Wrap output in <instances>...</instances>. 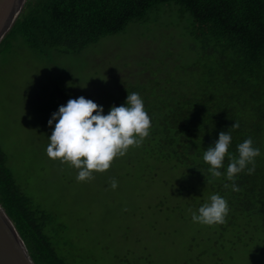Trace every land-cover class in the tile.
<instances>
[{
    "label": "trees",
    "instance_id": "obj_1",
    "mask_svg": "<svg viewBox=\"0 0 264 264\" xmlns=\"http://www.w3.org/2000/svg\"><path fill=\"white\" fill-rule=\"evenodd\" d=\"M141 22L148 23L149 31H158L140 38L155 48L148 52L144 45L138 69L131 73L137 78L114 97L120 106L128 93L138 92L151 118L138 158L167 164L189 178L176 186V192L191 193L194 212L203 204L198 201L212 194L226 198L230 208L226 225L209 226L216 227L213 241L220 243L231 227L234 232L227 238H236L233 249L246 236L250 239L243 244L246 253L260 261L245 264H264V0H26L1 41L0 52L12 50L13 43L22 39L30 50L78 55L103 36ZM129 60L136 64L131 57L123 64L128 66ZM115 64L122 66L110 60V72ZM99 70L93 71L98 75ZM74 71L66 68L62 74L71 85L79 83ZM235 122L239 127L231 128ZM221 131L231 132L229 151L235 156H239L237 145L249 137L261 151L255 172L245 169L238 175L239 191H233V181L227 180V157L220 178L211 175L203 159ZM0 203L35 264H72L70 254L58 250L54 241L66 233L67 225L24 192L1 145Z\"/></svg>",
    "mask_w": 264,
    "mask_h": 264
},
{
    "label": "rangeland",
    "instance_id": "obj_2",
    "mask_svg": "<svg viewBox=\"0 0 264 264\" xmlns=\"http://www.w3.org/2000/svg\"><path fill=\"white\" fill-rule=\"evenodd\" d=\"M148 28L147 22L135 28L129 24L78 55L30 50L22 39L13 43L12 50H2L0 145L8 154V166L24 192L67 225L66 233L54 241L58 250L70 254L72 264L259 263L257 256L246 253L243 244L249 243L248 237L243 236L233 249L231 243L236 238H227L234 232L231 227L227 237L215 244L211 236L216 227L192 220L196 209L191 193L176 192L179 183L190 179L167 164L138 158L142 144L130 146L108 170L94 171L93 178L85 181L77 180L78 170L70 163L47 154L48 136L54 128L48 121L61 105L84 96L98 105L104 101L106 111L111 107L105 105L116 104L118 90L134 83L137 76L131 73L138 69L144 45L148 52L155 48L147 38L146 43L140 39L158 33ZM129 57L135 58L136 64L129 60L125 66ZM110 60L122 66L115 68V64L110 72ZM66 68L75 70L77 85L62 76ZM94 69H100L98 75ZM113 180L116 188L111 187Z\"/></svg>",
    "mask_w": 264,
    "mask_h": 264
},
{
    "label": "clouds",
    "instance_id": "obj_3",
    "mask_svg": "<svg viewBox=\"0 0 264 264\" xmlns=\"http://www.w3.org/2000/svg\"><path fill=\"white\" fill-rule=\"evenodd\" d=\"M48 124H54L48 136V156L70 163L78 170L77 180L85 181L93 178L94 171L108 170L114 159L124 156L130 146H140L149 136L152 121L140 94L132 92L128 93L125 104L111 106L107 114L103 105L84 96L69 99L66 105H61L52 114ZM238 127L239 123L235 122L231 128ZM231 142V132L221 131L214 145L204 151L203 159L210 165L211 175L220 178L225 175L221 169L227 157V180L233 181V191H239L235 183L238 175L245 169L249 174L255 172L256 158L261 155V151L249 137L237 145V157L229 151ZM117 186L113 180L111 187ZM225 187L229 185L225 184ZM229 212L226 198L218 193L212 194L207 202L192 213V220L209 226L224 224Z\"/></svg>",
    "mask_w": 264,
    "mask_h": 264
},
{
    "label": "water",
    "instance_id": "obj_4",
    "mask_svg": "<svg viewBox=\"0 0 264 264\" xmlns=\"http://www.w3.org/2000/svg\"><path fill=\"white\" fill-rule=\"evenodd\" d=\"M26 0H0V43L11 30ZM0 264H35L25 241L0 203Z\"/></svg>",
    "mask_w": 264,
    "mask_h": 264
}]
</instances>
